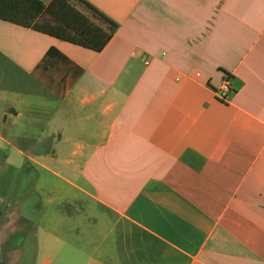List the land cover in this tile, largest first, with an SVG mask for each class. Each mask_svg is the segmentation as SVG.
<instances>
[{"label":"crops","instance_id":"0c3cea01","mask_svg":"<svg viewBox=\"0 0 264 264\" xmlns=\"http://www.w3.org/2000/svg\"><path fill=\"white\" fill-rule=\"evenodd\" d=\"M37 1L0 19V142L50 182L14 262L264 264V0ZM85 4L99 52L44 31Z\"/></svg>","mask_w":264,"mask_h":264},{"label":"rangeland","instance_id":"374dc122","mask_svg":"<svg viewBox=\"0 0 264 264\" xmlns=\"http://www.w3.org/2000/svg\"><path fill=\"white\" fill-rule=\"evenodd\" d=\"M5 138L10 140L8 137ZM11 144L15 147H20L13 142ZM24 153L26 154L27 152L24 151ZM25 162L24 157L20 156L19 152L0 142V196L6 199L3 204L5 208L0 206V216L4 215L0 220V230L4 225H8V228L10 227V231L8 229L5 232L3 230L0 231V264H33L34 260L31 254V245L27 242L22 248L24 252L23 262H14L13 255L16 247L13 246L19 244L22 238L19 230L22 227L25 229L28 226L33 227L35 223L34 217L27 216L29 219L33 218L31 219L32 222L20 224L18 222L19 215L33 214L36 190L42 184L50 185V182L47 175L37 173ZM33 169L35 168L33 167ZM60 187L57 190H66L64 187ZM25 193L29 195L24 197ZM45 200H42L43 206H47L46 208L49 209L51 204L47 205Z\"/></svg>","mask_w":264,"mask_h":264},{"label":"trees","instance_id":"16d2710c","mask_svg":"<svg viewBox=\"0 0 264 264\" xmlns=\"http://www.w3.org/2000/svg\"><path fill=\"white\" fill-rule=\"evenodd\" d=\"M85 7L91 18L76 16L65 9H61L60 13L48 11L55 23L49 28H44V31L95 52L101 51L111 39L117 25L93 7L87 4ZM43 17L44 8L37 0H0V19L24 27H35L37 24L43 27L46 26L45 23H39V18Z\"/></svg>","mask_w":264,"mask_h":264},{"label":"built area","instance_id":"2783aa9c","mask_svg":"<svg viewBox=\"0 0 264 264\" xmlns=\"http://www.w3.org/2000/svg\"><path fill=\"white\" fill-rule=\"evenodd\" d=\"M230 92V86L229 84H224L219 92V99L224 100L227 96V94Z\"/></svg>","mask_w":264,"mask_h":264}]
</instances>
